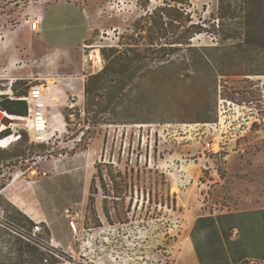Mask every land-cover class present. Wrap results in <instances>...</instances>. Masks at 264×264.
<instances>
[{"label": "rangeland", "instance_id": "374dc122", "mask_svg": "<svg viewBox=\"0 0 264 264\" xmlns=\"http://www.w3.org/2000/svg\"><path fill=\"white\" fill-rule=\"evenodd\" d=\"M54 1L58 0H0V97L12 95L10 85L16 80L47 86L53 81L46 76L55 74L78 76L79 83L83 79L85 84L108 57L128 46L142 50L148 14L157 11L155 19L162 22L159 9L166 4L164 0H68L85 9L89 32L79 48L49 60L47 47L28 23L35 5ZM218 3L187 0L185 4L189 24L202 27L191 39L192 45L203 48L195 55L204 54L209 67L198 64L192 75L179 80L175 74L181 51L159 56L145 65L152 69L148 77L129 83L112 98L100 89L98 103L90 109L84 91L64 81L56 104L50 100V91L46 93L48 131L55 132L48 143L31 142L25 116L0 129L7 128L15 136L0 147V185L7 186L2 190L7 200L0 202V213L2 209L13 212L7 197L14 193L31 210L43 213L45 220L35 222L40 226L37 234L64 255L59 264L68 259L83 264H173L184 248L195 206L210 214L244 205L264 207V47L238 44V38L222 41L234 23L225 10L219 11ZM170 62L175 64L167 66ZM72 94L83 96L79 103L85 105V114L67 106ZM57 109L61 115L54 117ZM214 122L216 128L209 133L204 125ZM138 123L146 125L143 133L155 131V145L150 166L146 163L135 170L130 169L123 146L129 138L134 140L130 133ZM224 125L225 143L219 149ZM126 127L127 140L121 135ZM172 136L179 139L178 152L188 156L190 167L199 165L200 181H213L203 202L196 196L204 193L199 183L185 180L176 186L178 173L170 171L169 176L160 165L178 156L173 153L176 140L169 141ZM18 150H24V157L14 156ZM143 152L139 148L138 157ZM97 170L105 187L95 178ZM92 180L97 187L96 217L87 206ZM69 216L76 217L79 234L67 232ZM52 235L72 240L73 251L60 244L52 246Z\"/></svg>", "mask_w": 264, "mask_h": 264}, {"label": "trees", "instance_id": "16d2710c", "mask_svg": "<svg viewBox=\"0 0 264 264\" xmlns=\"http://www.w3.org/2000/svg\"><path fill=\"white\" fill-rule=\"evenodd\" d=\"M164 1L165 6L159 9L160 19L164 18L162 22L158 23L155 19L157 11L148 14L149 27L144 36L146 43L143 49L140 50L137 45L125 47L111 59L108 57L105 66L86 80L84 95L87 109L98 103L95 99L101 95L100 89H106L110 93L109 98H112L113 94L121 93L129 83L148 77L152 69H147L145 65L159 56L169 57L181 51L175 74L179 80H183L185 75H192L198 64L210 66L204 54H198L200 59L195 55L203 48L191 44V39L201 32L202 27L198 23L189 24L185 9L187 0ZM218 7L220 12L225 10L234 23L232 31L225 34L222 41L238 38V44L264 47V0H219ZM169 31L171 35L167 34ZM172 64L175 62L167 66ZM142 68H146L145 71ZM212 81L215 82V77ZM30 86L25 80L14 81L10 85L12 95L1 97L0 110L9 115L27 117V106L22 97L27 95ZM9 134L7 128L0 131L1 138ZM14 156L24 157V150L16 151ZM96 177L105 187L98 170ZM5 186L0 185V202L7 200L2 194ZM96 188L92 180L87 206L95 217ZM12 206V213H6L5 209L1 210L3 214L0 213V264H59V259L64 258V255L58 249H53L48 240H43L37 233L34 235L35 221L14 204ZM103 211L108 220L109 211L104 203ZM229 211L200 216L195 220L190 237L199 263L206 264V260H210L212 264H264V209ZM42 225L46 235H50L49 229ZM86 225L85 219L83 226ZM54 250L58 256L50 252Z\"/></svg>", "mask_w": 264, "mask_h": 264}, {"label": "crops", "instance_id": "0c3cea01", "mask_svg": "<svg viewBox=\"0 0 264 264\" xmlns=\"http://www.w3.org/2000/svg\"><path fill=\"white\" fill-rule=\"evenodd\" d=\"M32 19L35 17L39 18V28L38 31H33L29 27L30 31L35 32L38 34L47 47L50 55L46 56V58H50L49 60H53L55 56L59 55L61 52H70L77 48H79L83 42L85 41L88 32H89V21L86 14V11L83 7H81L78 3L68 0H58L51 2L49 4L40 3L39 5H35L32 10ZM48 80L53 81V88L51 89L50 93L52 96H59L62 91V87L59 86L61 83L65 81L66 86H73L76 85L79 87V91L83 93L84 91V80L82 79L81 84L79 83L80 77L78 76H71L65 77L60 74H55L52 76H46ZM60 83V84H59ZM79 83V85H78ZM49 93V95H50ZM58 98V97H57ZM54 104L57 103L53 102ZM58 110V109H57ZM61 112L60 110H58ZM181 138V137H179ZM171 140H176L178 146H176V142H173L175 151L178 156L175 159H180L183 156H186L182 152H178L180 141L177 137L172 136ZM184 149V146H181V150ZM196 165V164H195ZM182 170L186 174L185 180H193V184L197 183L196 180L200 176V167H190V163L183 164ZM192 184V185H193ZM7 187V186H6ZM4 187L3 189H5ZM199 188V187H198ZM200 189V188H199ZM4 191V190H3ZM2 191V192H3ZM178 194V193H177ZM6 196V195H5ZM179 196V194L177 195ZM196 196H199L196 194ZM12 204L26 213L31 219L36 221H44L45 216L40 211L31 210L28 207L25 200L21 198L18 194L14 193L7 197ZM76 199H73L75 201ZM264 209L263 206L259 207H249V206H242L236 210L243 211V210H253V209ZM234 209L230 210L229 212L236 211ZM227 212V211H225ZM225 212H213L211 214L216 215L219 213ZM192 215L188 219V234L184 241V248L179 252V255L174 260L173 264H200L199 260L195 254L193 243L190 237L191 229L194 225L195 220L200 216H206L210 213H203L201 207L199 205L195 206V209L191 213ZM67 232H70V228L68 223H66ZM52 246L57 247L58 244L61 246L67 247L68 252L73 251V241L67 239L66 237L59 238L58 236H51ZM73 257V255L70 254ZM206 264H212V261L206 260Z\"/></svg>", "mask_w": 264, "mask_h": 264}, {"label": "built area", "instance_id": "2783aa9c", "mask_svg": "<svg viewBox=\"0 0 264 264\" xmlns=\"http://www.w3.org/2000/svg\"><path fill=\"white\" fill-rule=\"evenodd\" d=\"M29 27L33 31H38L39 28V18L35 17L29 22ZM54 84L52 85H47L45 86L44 84H34L29 87L28 93L26 96L22 97V99L26 102L27 106V119L29 122V127H30V140L31 142H36V143H48L49 140L55 135V132L49 133V119L47 117V108L50 105V101L48 99V96L46 93H49L51 89L53 88ZM83 98L82 95L80 94H72L68 107L70 110L75 111L79 115L85 114V105L82 104L80 105L79 101L80 99ZM222 102V101H220ZM61 112H58L57 114H54V117L60 116ZM225 122V121H224ZM135 130L130 133L134 136V140L128 139V131L129 128L126 127L123 129L121 132V135L124 133V137L126 140L128 139L127 143L123 146V148L126 147V157L130 163V169L133 167L135 170H138V168H141V166H145L147 163L148 166L151 164L152 160V152L154 151V145H155V138L153 139V134L155 136V131H150V133H143L145 131V124L138 123L132 125ZM206 128V131L213 132L216 128V123H207L204 125ZM124 128V127H123ZM202 133H205L204 131ZM83 134V132L80 134V136ZM159 135H161L158 132ZM225 125H224V131H222V134L220 135V139L218 141L219 149H221V144L225 143ZM210 146V142L206 143V147ZM139 148L143 149V154H140L138 157L137 151ZM125 151V149L122 150V153ZM129 156V158H128ZM134 156V159H133ZM188 161H191L188 156H183L180 159H164V165L160 164L164 169V173L171 176L170 171H176L177 178H175L174 184L176 186H180V182L185 181L186 179V174L182 170L183 164L190 163ZM110 162V160H109ZM133 162V163H132ZM135 162V163H134ZM114 163L111 161L110 164ZM126 166V165H125ZM208 168V167H207ZM215 171V170H214ZM201 172V169H200ZM200 176L197 178V184L199 183L200 187L204 189V193H200L199 196L201 197L200 201L203 202L205 199L209 198V190L211 187V184L213 181H200ZM189 180V179H188ZM199 180V182H198ZM189 182V181H188ZM198 185V186H199ZM205 186V187H204ZM249 200V199H247ZM75 216H69V219L67 221L68 226L74 234H79L80 228L78 227V222L75 219ZM40 226L38 223L33 228V234L39 232ZM52 254L55 256H58V253L56 250L50 251ZM64 260V258H63ZM61 264H83L79 262H74L73 260L71 261L70 259L65 260L64 263ZM87 264V263H84Z\"/></svg>", "mask_w": 264, "mask_h": 264}, {"label": "bare ground", "instance_id": "6f19581e", "mask_svg": "<svg viewBox=\"0 0 264 264\" xmlns=\"http://www.w3.org/2000/svg\"><path fill=\"white\" fill-rule=\"evenodd\" d=\"M96 58L98 59L99 58V56L98 55H96ZM50 100L52 101V102H56L57 100H58V98L57 97H54V96H51V98H50ZM8 116H9V118H11V119H13V120H16V121H20V120H25L24 119V117H22V116H15V115H9L8 114ZM3 126V125H2ZM6 126V125H5ZM2 128V127H1ZM14 139V137H12L11 135H9V136H7V137H5V138H1L0 137V147H5L7 144H8V142L10 141V140H13Z\"/></svg>", "mask_w": 264, "mask_h": 264}, {"label": "water", "instance_id": "95a60500", "mask_svg": "<svg viewBox=\"0 0 264 264\" xmlns=\"http://www.w3.org/2000/svg\"><path fill=\"white\" fill-rule=\"evenodd\" d=\"M1 100V97H0ZM13 119L9 118L8 113L0 110V129L2 125H8Z\"/></svg>", "mask_w": 264, "mask_h": 264}]
</instances>
